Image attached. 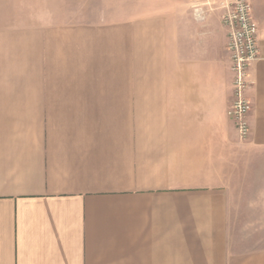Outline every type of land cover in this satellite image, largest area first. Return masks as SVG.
I'll return each mask as SVG.
<instances>
[{
  "label": "crops",
  "instance_id": "obj_1",
  "mask_svg": "<svg viewBox=\"0 0 264 264\" xmlns=\"http://www.w3.org/2000/svg\"><path fill=\"white\" fill-rule=\"evenodd\" d=\"M205 1L0 0V264H264V0L246 139Z\"/></svg>",
  "mask_w": 264,
  "mask_h": 264
},
{
  "label": "built area",
  "instance_id": "obj_2",
  "mask_svg": "<svg viewBox=\"0 0 264 264\" xmlns=\"http://www.w3.org/2000/svg\"><path fill=\"white\" fill-rule=\"evenodd\" d=\"M202 6L221 10L222 23L228 30L227 52L233 72V98L227 115L234 122L241 139L249 136L248 117L252 104L247 98L250 88L249 69L259 60V29L249 0H206ZM200 7L196 13H199Z\"/></svg>",
  "mask_w": 264,
  "mask_h": 264
}]
</instances>
